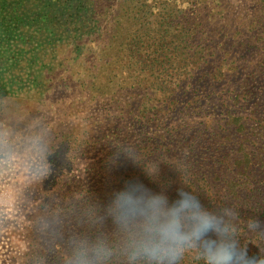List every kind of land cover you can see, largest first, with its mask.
Masks as SVG:
<instances>
[{
    "label": "trees",
    "instance_id": "trees-1",
    "mask_svg": "<svg viewBox=\"0 0 264 264\" xmlns=\"http://www.w3.org/2000/svg\"><path fill=\"white\" fill-rule=\"evenodd\" d=\"M183 5L195 4L0 0V116L26 115L14 108L26 92L46 105L60 88L99 109L85 117L79 139L56 121L31 133L53 175L45 173L30 193L47 199L42 207L54 220L31 241L23 264H134L129 256L144 218L121 213L113 198L137 178L172 198L183 183L236 230L250 255L264 248L247 231L253 218L264 227L261 104H251L256 94L244 86L217 96L220 72L206 68L210 40L199 42L200 24ZM121 73L127 77L120 80ZM62 144L71 156L57 177ZM80 157L90 160L84 178L75 166ZM153 168L155 183L143 173ZM180 264L204 261L190 251Z\"/></svg>",
    "mask_w": 264,
    "mask_h": 264
},
{
    "label": "rangeland",
    "instance_id": "rangeland-1",
    "mask_svg": "<svg viewBox=\"0 0 264 264\" xmlns=\"http://www.w3.org/2000/svg\"><path fill=\"white\" fill-rule=\"evenodd\" d=\"M185 1L195 4L183 7L188 8L189 18H196L200 24L199 42L203 43L201 38L210 40L206 68L215 74L220 72L217 79L221 83L214 88L217 96L223 89L232 92L233 88L244 86L245 92L256 94L252 95L255 100H251V104L259 100L260 113L264 116V0ZM125 74L121 73L118 78L125 79ZM76 94L60 88L42 105L40 95L26 92L18 96L17 105L14 104V108L26 115L16 118L8 112L0 116V264H23L25 253L31 250V241L38 239L53 223L52 212L42 207L47 199L43 201L40 195L34 198L30 193L31 187L41 181L45 173L49 177L53 175L51 170H45L46 164L39 157L31 133L37 132L44 122L56 121L58 128L72 126L73 133L81 138L84 125L88 123L85 117L99 114V109L89 103L88 97ZM64 146L59 149L58 166H54L57 177L66 172L63 168L71 156L65 153ZM43 148L48 149V145ZM77 161L75 166L80 170L77 174L84 178L90 160L80 157Z\"/></svg>",
    "mask_w": 264,
    "mask_h": 264
},
{
    "label": "clouds",
    "instance_id": "clouds-1",
    "mask_svg": "<svg viewBox=\"0 0 264 264\" xmlns=\"http://www.w3.org/2000/svg\"><path fill=\"white\" fill-rule=\"evenodd\" d=\"M143 173L157 182L158 169ZM113 199L121 213L144 218L129 256L134 264H180L190 251L204 264H264V248L258 255H250L240 245L236 230L206 208L183 183L172 198L166 188L156 190L142 179H131ZM247 231L264 241V227L258 219L248 221Z\"/></svg>",
    "mask_w": 264,
    "mask_h": 264
}]
</instances>
